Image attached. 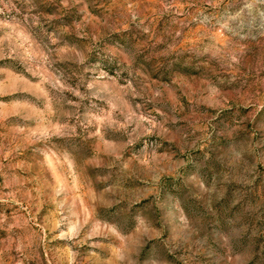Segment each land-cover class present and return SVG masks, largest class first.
I'll list each match as a JSON object with an SVG mask.
<instances>
[{
    "label": "rangeland",
    "instance_id": "rangeland-1",
    "mask_svg": "<svg viewBox=\"0 0 264 264\" xmlns=\"http://www.w3.org/2000/svg\"><path fill=\"white\" fill-rule=\"evenodd\" d=\"M0 264H264V0H0Z\"/></svg>",
    "mask_w": 264,
    "mask_h": 264
}]
</instances>
